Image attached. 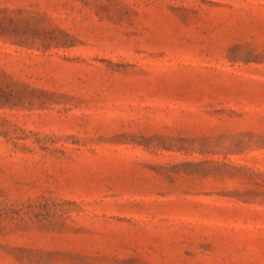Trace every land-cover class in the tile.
Wrapping results in <instances>:
<instances>
[{
    "label": "rangeland",
    "instance_id": "rangeland-1",
    "mask_svg": "<svg viewBox=\"0 0 264 264\" xmlns=\"http://www.w3.org/2000/svg\"><path fill=\"white\" fill-rule=\"evenodd\" d=\"M0 264H264V0H0Z\"/></svg>",
    "mask_w": 264,
    "mask_h": 264
}]
</instances>
